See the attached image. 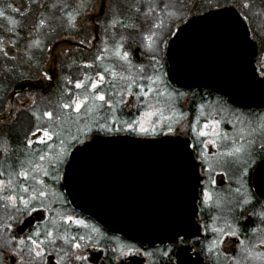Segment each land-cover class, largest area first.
<instances>
[{
  "label": "flooded vegetation",
  "instance_id": "obj_1",
  "mask_svg": "<svg viewBox=\"0 0 264 264\" xmlns=\"http://www.w3.org/2000/svg\"><path fill=\"white\" fill-rule=\"evenodd\" d=\"M226 1L200 0L199 3L196 0H107L108 6L102 13V0H0V11L4 13L0 16V39L5 40L6 45L9 38L16 42L15 47L11 49L12 58L8 59L0 54V172L4 173L0 179H8V173L12 171L10 165L19 172L20 161L27 159L28 153L37 148H45V145L37 144L32 148L26 147L27 139L35 126L48 125V118L43 115L45 112H53L54 120L59 115L64 116V122L61 124L56 120V124L60 125L62 138L65 140H72V137L78 135L77 127L82 128L84 124H88L91 128L90 139L87 140L91 147L88 151L79 153L77 149L83 145L74 140L72 147L68 149L69 155L63 163L57 165L62 177L60 180L40 177L46 183L49 197L45 204L51 205V213H37L28 217L10 208H4L3 202L0 201V244L14 236L16 239L24 238L37 228L43 231L45 225L51 226L50 221L54 218L67 228L69 235L95 236L91 229L95 227L100 230L102 236L96 249L94 250L90 243L87 249L83 250V254L89 257L83 264H230L232 251L228 252L227 258L223 253L217 258L215 253L207 252L210 242L217 238L211 231L212 227L224 228L226 222L235 226L234 214L230 209L240 197V193L236 192L237 188H241L238 183L240 164H229L226 161L230 158L220 155L231 148L230 141L218 139L215 148L210 146L209 162L205 165L199 162V149L193 152L188 148L186 152H179L175 144L142 147L144 155L141 161H127V151L132 150L127 149V138H174L183 147L186 143L196 142L197 137L191 130L192 126L202 127L207 119L211 118L208 114L212 113V116L220 121V130L226 132L230 138L234 137L237 143L247 144L248 140H255V155L244 169L247 175L241 192L252 193L256 199L264 202V158L259 154V144L264 142V134L259 131L260 125L264 124V106L235 105L225 95L213 91L207 85L180 86L170 76L171 52L178 64L179 58L188 56L191 59L190 69L196 65L197 56L207 57L209 68H221L222 58H226L228 54L238 55L235 48L240 51V48L244 47L243 44L228 43L229 35L222 28L220 33L210 29L211 33L200 35L196 32H201L202 28L193 26L190 34L176 39L182 26L212 11L233 7L246 31L248 41L245 46L251 53V71L257 77L264 78V0ZM149 2L156 8L152 16L164 19L166 25L169 22L168 13L183 17L180 23L173 25L174 35L168 38L161 53L160 73L168 83L169 90L175 88L187 95L185 98H174L170 109L163 104L158 106L165 109V117H172L174 123L179 121V134L143 136L124 130L119 122L115 126L121 128L120 131H101L98 124L104 123L106 118L109 122L112 119H118L120 122L130 121L139 118L145 110L134 97H129L126 93L123 99L128 101V105H116L115 114L106 106L94 112L82 111L79 121L74 123L73 121H77L76 114L72 113L69 118L67 113L71 112V109L61 110L59 105L64 102V90L71 89L73 93L83 91L76 90L74 84L77 80H83L85 74L95 77V73L103 71L104 66L115 71L118 74L115 79L110 74H105L106 82L101 89L110 94L112 100L121 98V90L127 82L119 79L121 75L137 76L138 83H147L146 80H139L136 66L143 64L145 74H152V66L142 51L145 44L143 37L148 35L151 21L145 23L144 17L139 16L134 7L130 9L128 6L139 4L146 11ZM242 2L249 7L242 8ZM7 5H11V8ZM165 5L168 7L165 8ZM12 8L21 11L13 12ZM113 15L122 23L135 27L124 28L117 25L116 28L109 27L105 32V24L102 22H108ZM69 17L73 18L75 27L69 22ZM41 19L46 21L45 26L35 27ZM53 19L56 20L54 23ZM11 20L16 21L15 34L7 31L13 27ZM57 23L64 26L61 29L63 32H52L51 25ZM67 24L72 27L69 32L65 30ZM92 36L97 38L92 39ZM121 36L125 37L123 41ZM85 37L91 41V45L78 44V41ZM33 40H39L40 47L29 49L28 45ZM118 42L123 44L122 51L134 53L131 57L132 67L113 54ZM57 43L59 47H55ZM105 47L109 51L102 62H97L98 67H83L85 63H91ZM49 49H53V54L49 53ZM64 51L69 54L62 55ZM204 62L206 61L199 60L201 65ZM45 70L54 76L53 80L42 79ZM69 79L73 82L71 85L67 83ZM158 86L163 88V84ZM133 91H138V88L134 87ZM201 105L204 106L203 109ZM201 111L204 116L200 115ZM167 122L166 120L165 123ZM250 127L257 129L251 136L248 135ZM49 143L54 149H58L59 141L56 137ZM158 150H167L169 154L159 153ZM187 152H193L191 158ZM128 158L135 157L129 155ZM45 167L49 165L45 164ZM205 168L209 171H205ZM49 170L50 173L53 171L51 168ZM11 178L20 183L16 175ZM27 183L34 181L29 180ZM204 190L213 197L206 205L201 203ZM192 192L194 201L179 204L180 194L185 199ZM218 199L220 207L216 206ZM130 201L135 202L131 203L135 207L127 209V202ZM116 203L118 209L115 208ZM137 205L140 208L136 209ZM56 212L60 215H56ZM41 215L44 217L43 221ZM68 215L83 220L87 227L74 223L70 226L64 224L62 217ZM9 216H14L15 219L9 220ZM28 220H31L30 224L26 223ZM5 223H11L12 230L4 229ZM20 227H23V232L19 231ZM253 227L264 228V225H261L259 220L252 225L245 224L239 235V239L244 240L248 247L260 244L261 233L253 235ZM177 232L184 235L183 243L174 239ZM119 245H134L140 249L141 254L119 260L108 259L113 256L112 249ZM56 247L73 251L70 245H65L63 241H57ZM167 250H170L171 261L162 255ZM235 251L239 254V245H236ZM255 251H264V248L257 247ZM52 255L55 256V252ZM239 258L241 264H261L259 260L245 259L242 255ZM65 264L75 262L66 258Z\"/></svg>",
  "mask_w": 264,
  "mask_h": 264
},
{
  "label": "snow or ice",
  "instance_id": "obj_2",
  "mask_svg": "<svg viewBox=\"0 0 264 264\" xmlns=\"http://www.w3.org/2000/svg\"><path fill=\"white\" fill-rule=\"evenodd\" d=\"M107 0H102L101 12H104V9L107 7ZM11 8V5H7ZM130 9L134 7L135 12L139 16L144 17V22L149 24L148 35L143 37L145 42L142 49L144 55L149 60V64L152 66V74H145V65L140 64L136 66L137 75L140 81L146 80L147 83H138L137 76H119V79L122 81H127L123 89L121 90V98L118 100H112L110 94L102 91L103 84L106 82L105 74H110L114 79L117 78V73L113 71L108 66L103 67V71H97L95 77H92L88 74L84 75L83 80H77L74 84V88L77 91L73 93L71 89H66L62 92V102L59 107L61 110L71 109V112L67 113V116L70 118L72 113H75L77 116V123L79 121V115L82 111L94 112L100 109H103L105 106L115 114L116 105H128V101L123 99L124 94L126 93L129 97H134L136 101L139 102V106L143 107L145 110L139 116L132 120H124L122 122L118 119H112L110 122L105 119L104 123H99L98 127L101 131L112 133L114 131H120L121 128H117L115 125L119 122L122 124L124 130L138 133L139 135H169L175 136L179 134V121L173 122L172 117L164 116V108L158 107L163 104L165 107L170 109L171 105L174 103V98H185L187 94L179 92L175 88L169 90L168 83L165 81L164 76L160 73V67H162L161 53L164 51V46L167 43V40L170 36L174 35L172 32V27L174 24H178L183 20L182 16H178L174 13H168V24H165L164 19L153 17L152 14L156 11V8L152 6V3L147 4V10H143L139 4L133 6H128ZM168 5H165L167 8ZM242 8H248L249 5L246 3H241ZM13 12H20V9L12 8ZM4 13L0 11V16H3ZM99 19V17H97ZM69 22L72 23L75 27V23L72 17H69ZM10 23L13 25L12 28L7 29V31L15 34L16 21L11 20ZM105 24L104 31L107 32L108 28H116L117 25H121L124 28L135 27V25H129L122 23L121 21L115 18L113 15L108 22H102ZM46 24L44 19L39 20L35 25L37 28H43ZM190 28L191 25L189 24ZM179 34L176 35V39H181L187 29L180 28ZM96 36H92V39H96ZM125 39L124 36H121V41ZM39 40H33L31 44L28 45V48L40 47ZM78 44L81 46L91 45V41L87 37L82 38L78 41ZM16 42L12 41L9 38V42L5 43V40L0 39V54L5 58H12L10 53L11 49L15 47ZM55 47H59L57 43ZM123 44L118 42L115 46L113 54L117 56L125 64L132 67L131 57L134 55L132 51H122ZM50 54H53V49L48 50ZM109 49L107 47L99 51L91 63H85L83 65L86 69H92L98 67L97 62L103 61L105 54H107ZM62 55H68L69 53L64 51ZM31 59V57H29ZM42 79L51 81L54 79L53 75H49L48 71L45 70L42 76ZM68 84L73 82L69 79ZM163 84V88L158 85ZM115 86V84H113ZM138 88V91H133V88ZM67 97V99H64ZM154 101V102H153ZM135 107V105H133ZM201 105V109H203ZM219 111V109H217ZM48 118V125L42 126L37 124L34 130L31 132L29 138L26 142V147L32 148L34 144L45 145L44 149L37 148L32 153H28V158L20 161V171L16 172L13 165L9 167L12 168V171L8 173V179H0V201L3 202V207L6 209H12L16 213L26 215L28 217L33 216V214H43L45 212L51 213L53 209L51 205L45 204V201L49 197V193L46 191L45 180L40 178L50 177L55 180H60L62 177L59 175V168L57 165L64 162L66 157L69 155L68 149L72 147V142L78 140L80 144L83 145L82 148L77 149L79 153H85L91 147L87 143V140L90 139L89 133L91 128L88 124L84 126L77 127L78 135L72 137V140H65L62 138V129L60 125L56 124V120H59L62 124L64 122V116L59 115L54 120V114L51 111H47L43 114ZM201 116H204V112H200ZM209 117L207 122L202 125V127L192 126L191 130L195 133L197 137L196 142L190 144H184L183 147L180 146L178 141H169V143L175 144L179 152H186L188 148H191L193 152H196L200 157V164H208V152L210 151V146L215 148L217 146V140L221 141H230L231 148L223 153H220L221 156L230 158L227 163H236L240 164V179L238 183L241 184V188L244 186L245 178L247 173L244 171L248 165L252 162V159L255 155V140H248L247 144L237 143V140L234 137H229L226 132H222L219 128L220 121L215 119L212 116V113L208 114ZM155 118V119H154ZM39 119V117H37ZM168 121L165 123V121ZM199 123V122H197ZM55 125V126H54ZM167 129L165 132L164 129ZM159 129V131H158ZM257 131L256 128L250 127L248 129V135L251 136ZM259 131L261 134H264V124L260 125ZM243 135V132L241 133ZM53 137H56L59 141L58 149H54L53 145L49 141L53 140ZM203 138V139H200ZM193 152H187V155L191 158ZM259 154L264 158V142L259 144ZM75 159V157H73ZM55 161V164H53ZM45 164L49 167H45ZM27 165V166H25ZM49 168L53 171L50 173ZM205 171H209L208 168H205ZM4 175L3 172H0V176ZM16 175L20 180V183L14 181L11 177ZM34 181V183H27V181ZM214 184L215 181L213 180ZM241 188H237L236 192L240 193L239 199H237L233 204L230 211L234 214L233 223H227L224 228L212 227L211 231L216 234V239H213L210 242V245L207 248L209 254L215 253L217 258L223 253L227 258L228 252L232 251L233 256L230 261V264H241V255L245 259H255L259 260L261 264H264V251H255L257 247L264 248V228L253 227L252 234L261 233L260 244L253 245L248 247L245 244L244 240L239 239L241 230L244 228V225H252L256 220L260 221L261 225H264V202L256 199L254 194L248 192H241ZM212 195L207 191H202V205H206L209 201H212ZM216 206L220 207L219 199L216 201ZM56 215H60L59 212H56ZM9 220H14V216H9ZM64 224H75L77 226L87 227L83 220L75 219L73 216L68 215L62 217ZM41 220H44L43 215H41ZM19 223V221H17ZM26 223L30 224L31 220H28ZM50 227L45 225L43 231L39 228L31 232L24 238L16 239L15 236L12 239L5 240L4 243L0 244V264H65L66 258H70L75 262V264H83V262L88 261L89 257L83 254V250H86L88 245L91 243L92 248L95 250L97 245L100 242V237L102 236L98 228L93 227L91 232L95 236L88 235H69L67 228L63 227L62 224H59L56 219H51ZM207 228L208 225H205ZM3 228L6 230H12L11 223H5ZM20 232H23V227L19 228ZM179 242L183 243L184 235L181 232L176 233V237ZM57 241H63L65 245H70L73 251L69 252L63 247L57 248ZM236 245L240 246L239 254L236 253ZM203 250V249H202ZM55 252V256L52 253ZM7 253V255H5ZM61 253H63L61 255ZM113 256L108 257L110 260H119L120 258H126L132 255H140V249L136 248L134 245H119L117 248L112 249ZM163 256L168 257L171 261L170 250L164 251ZM49 257H52L49 259ZM98 258V257H97Z\"/></svg>",
  "mask_w": 264,
  "mask_h": 264
},
{
  "label": "water",
  "instance_id": "obj_3",
  "mask_svg": "<svg viewBox=\"0 0 264 264\" xmlns=\"http://www.w3.org/2000/svg\"><path fill=\"white\" fill-rule=\"evenodd\" d=\"M189 24L191 25L190 28L188 27ZM189 24L181 27L187 29L185 32L186 35L190 34L193 26L202 28L201 32H196L200 35L211 33L210 29H215L217 33H220V28H222L229 35L227 39L228 43L239 42L244 47L240 48L241 52L235 48L238 55H235V53L234 55L228 54L226 58H222L221 68H209V59L207 57L197 56L195 58L196 65L190 69L191 59L188 56L185 55L179 58L178 64L175 62L176 57L171 52V56L169 57L171 62V78L180 86L185 87L191 85H207L213 91L225 95L235 105L247 107L264 106V78L257 77L251 71L249 64L251 53L245 46V42L248 39L238 12L233 7H226L212 11ZM228 53L231 52L228 51ZM199 60L206 62L201 65L199 64ZM168 141H177V139L140 140L127 138V149H132L127 151V161L139 162L144 155L142 153L144 151L141 150L142 147L172 145ZM158 151L162 154H169L167 150ZM129 155H133L135 158L129 159ZM193 192L185 199L180 194L181 199L178 201L179 204L184 201L187 203L194 201ZM132 202H127V209L134 206L131 205ZM117 205L118 203H116V209L119 207ZM138 208L140 207L137 205L136 209Z\"/></svg>",
  "mask_w": 264,
  "mask_h": 264
},
{
  "label": "rangeland",
  "instance_id": "obj_4",
  "mask_svg": "<svg viewBox=\"0 0 264 264\" xmlns=\"http://www.w3.org/2000/svg\"><path fill=\"white\" fill-rule=\"evenodd\" d=\"M149 1H153V2H156V0H149ZM199 2L200 3V0H196V2ZM228 2H235L236 0H227ZM226 1V2H227ZM56 19V18H55ZM55 19H53V22L52 23H54L56 20ZM64 26L63 25H60L59 23H57L56 25H54V24H52L51 25V29H53L52 30V32L53 33H59V32H63L64 30H61L62 28H63ZM72 27L69 25V24H67V26H66V31L68 30V32L70 31V29H71Z\"/></svg>",
  "mask_w": 264,
  "mask_h": 264
}]
</instances>
